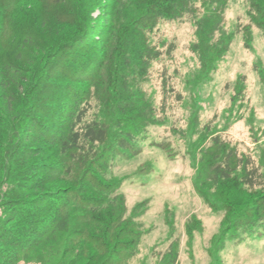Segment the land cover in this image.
Masks as SVG:
<instances>
[{"label": "trees", "instance_id": "obj_1", "mask_svg": "<svg viewBox=\"0 0 264 264\" xmlns=\"http://www.w3.org/2000/svg\"><path fill=\"white\" fill-rule=\"evenodd\" d=\"M21 1L0 0V264H129L146 233L143 213L128 215L122 179L109 178L113 161L140 154L158 121L141 88L163 54L152 33L190 17L192 51L207 79L232 45L228 0H110L119 6L107 4L99 19L88 0H38L37 10ZM247 4V30L264 34V0ZM212 141L223 154L215 164L202 157L195 187L225 209L221 251L226 240L264 236V193L254 195L264 190V171L224 138ZM177 246L159 264H179Z\"/></svg>", "mask_w": 264, "mask_h": 264}, {"label": "rangeland", "instance_id": "obj_2", "mask_svg": "<svg viewBox=\"0 0 264 264\" xmlns=\"http://www.w3.org/2000/svg\"><path fill=\"white\" fill-rule=\"evenodd\" d=\"M37 1L32 0L33 10L39 9L34 6ZM88 3L94 19L108 15L107 4L119 6L110 0ZM248 7L247 0H228L224 17L227 32L233 34L232 45L207 79L192 51L196 29L190 17L163 21L152 33V41L163 54L153 62L141 88L158 121L149 127L140 154L113 161L109 178L122 179L120 192L126 198L128 215L134 210L136 215L143 213L137 220L146 233L140 253L129 264H159L161 255L175 243L179 264H214L213 253L219 264H264V236L226 240L222 250H217L225 209L212 208L195 187L202 157L215 164L223 154L224 147L212 141L215 136L251 154L264 171V75L260 73L264 71V34L255 26L247 30ZM246 35L251 40H245ZM92 104L89 119L98 109L97 102ZM206 169L211 170L209 165ZM60 185L67 183L56 187ZM230 188L232 184L224 186L221 195ZM263 193L258 190L254 195ZM18 264L40 263L23 260Z\"/></svg>", "mask_w": 264, "mask_h": 264}]
</instances>
